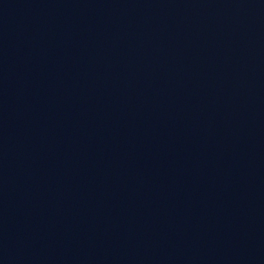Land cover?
<instances>
[{"label": "water", "instance_id": "obj_1", "mask_svg": "<svg viewBox=\"0 0 264 264\" xmlns=\"http://www.w3.org/2000/svg\"><path fill=\"white\" fill-rule=\"evenodd\" d=\"M0 264H264V0H0Z\"/></svg>", "mask_w": 264, "mask_h": 264}]
</instances>
